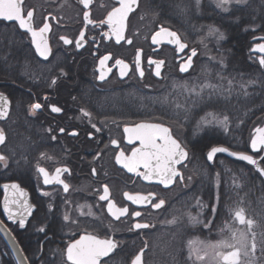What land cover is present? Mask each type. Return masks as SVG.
Masks as SVG:
<instances>
[{
    "label": "flooded vegetation",
    "instance_id": "flooded-vegetation-1",
    "mask_svg": "<svg viewBox=\"0 0 264 264\" xmlns=\"http://www.w3.org/2000/svg\"><path fill=\"white\" fill-rule=\"evenodd\" d=\"M175 1L139 0L137 9L126 20L125 37L132 43L121 40L117 44L109 26L99 24L112 7L119 6L117 0H93L88 9L79 0H23L25 14L28 10L34 12V27H42L44 23L50 25V31L46 33L51 49L47 59L36 51L30 34L20 30L17 23L0 19V94L9 101L8 116L0 119V129L6 136L5 143L0 144V154L8 158L7 167L0 163V219L12 233L32 232L30 242L35 260L40 261V247L48 246L49 251L58 247L57 252L52 250L43 262L52 263L58 258L61 263L68 264L65 256L67 246L82 235L92 234L118 242L117 249L109 257L102 258L101 264H131L142 248L143 264H193L195 256L189 259V242L205 256L197 264H217L211 245L221 240L231 242V233L221 231L225 224H231L237 232L249 231L247 225L233 220L230 211L243 208L246 220L253 221L251 232L256 234L254 264H264V253L261 252L264 248V176L260 175L257 165L227 153H216L212 161L207 159L213 147H225L229 152L252 155L258 166L264 168V151L256 153L250 147L255 129L264 128V111L253 114L195 113L190 122L193 126H185L183 122V110L194 98L188 88L181 86L191 88L198 83H216L214 80L201 81L200 68L206 61H219L216 56L226 50L221 45H230L229 39L225 42L226 33L221 32L215 23L224 20L225 24H230L236 17L231 15L235 5L233 8L230 5L223 16H213L210 27L223 33L224 38L218 39V43L212 38L208 48L211 56L207 57L202 55L201 34L189 35L172 25L176 19L169 9ZM205 1L208 0H199V6ZM261 1L240 2L239 7L245 15L235 19L241 20L244 34L250 30L245 38L244 54L252 71L248 76L247 69H241L242 80L228 73L229 78L219 83H226L229 89L235 88L237 83L242 88L264 84V66L259 64L264 53L253 51L257 44H264V12L260 10L259 14L247 16L248 7ZM156 7H160V12ZM85 11L90 13L95 24H87L83 19ZM142 17L147 19L145 23L135 27L136 19ZM246 23L257 26L247 29ZM161 26L176 32L187 47L179 51L177 45L167 40L153 44L152 36ZM81 31L85 33V39L77 48L75 41L80 39ZM215 33L217 37L218 33ZM62 36L73 43L65 44L60 39ZM192 49L197 54L191 57V67L181 72L180 66L191 56ZM138 54L143 77L136 70ZM106 55L111 59L105 62L103 69L107 73L106 78L100 80V60ZM117 59L129 66L127 75L123 77L120 66L115 63ZM149 59L164 61L160 76H156L155 64H150ZM210 65L215 67V64ZM214 98L210 97L211 100ZM35 103H39L41 108L33 113L30 106ZM158 103H163L164 108L167 107L165 104H170L167 108L171 111L160 117L152 115ZM53 106L59 107L61 112H52ZM175 109L179 111H173ZM85 111L91 115L85 116ZM233 114L240 117L231 120ZM218 115L229 118L227 129L215 123V119L223 118ZM202 118L211 126L207 130H196L198 120ZM142 122L168 127L173 138L187 151V159L176 165L183 180L178 177L176 183L164 188L155 180L146 181L116 163L115 156L120 150L130 155L131 149L139 144L138 141L134 144L127 142L124 128ZM93 124L96 128L92 127ZM113 139L119 147L111 144ZM42 153L45 154L43 157ZM38 167L45 168L50 175L56 168L69 169L61 176L70 185L69 191L64 192L60 184L45 185L43 176L37 172ZM93 169L96 170L95 175ZM13 184L18 185L19 190L13 189ZM104 185L109 187L110 199L117 207H128L129 214L141 211L142 216L114 219L108 213V201L99 199ZM124 193H158V198H163L165 205L157 210L150 204H133ZM26 195L32 214L25 221V226L20 227L19 221L5 219L8 214L4 205L7 200L17 216L24 209L13 201L23 202ZM198 201L202 206H198ZM189 214L201 223L190 222ZM66 215L69 217L67 221L64 219ZM174 217L175 223H167ZM138 220L155 227L129 231L131 224ZM41 227L45 231H39ZM221 250L226 252L230 249Z\"/></svg>",
    "mask_w": 264,
    "mask_h": 264
},
{
    "label": "snow or ice",
    "instance_id": "snow-or-ice-1",
    "mask_svg": "<svg viewBox=\"0 0 264 264\" xmlns=\"http://www.w3.org/2000/svg\"><path fill=\"white\" fill-rule=\"evenodd\" d=\"M93 0H79V3L83 5L85 9H88L92 4ZM119 6H114L107 13V16L104 20L99 21L100 25L107 24L110 28L111 35L115 36L116 43L119 44L121 40H126L128 44L132 43L130 38L125 37L126 30V20L130 12L134 10L133 6L138 4V0H117ZM230 0H217V7H223L227 5ZM237 2H242V0H237ZM199 0H197V4ZM227 10V9H225ZM0 19L4 21H11L18 24V28L23 30V32L31 35V42L35 45L36 51L40 56L45 59L48 58L50 54V47L48 44V40L46 38V33L50 31V25L48 23H44L42 27H34L33 19L34 12L33 10H28L25 14L23 8V0H0ZM83 19L87 22V24H95L96 22L90 19V13L85 11L83 13ZM218 33V30H214ZM108 35L107 33L105 34ZM111 38V37H109ZM218 38L223 39V33H218ZM61 40L65 44H72L73 41L66 38L60 37ZM85 39V33L81 31L80 39L75 41L76 47H81V41ZM167 39V42L170 44H175L178 46L179 51H183L187 45L181 42L180 36L174 32L161 26L159 30L152 36V43L158 44L163 40ZM140 50H138L139 53ZM253 51H259L260 53H264V44H257ZM196 50H191V56L188 57L186 62L180 66L181 72H186L189 67H191V57L196 56ZM111 59L110 55L104 56L100 60L101 65V73L99 76L100 80H104L106 78L107 73L103 70L105 66V62ZM116 65L120 66V75L121 77L127 75V71L129 66L123 61L117 59L115 61ZM150 64H155L156 68V76L161 75V67L164 64L163 60L154 61L149 59ZM259 64L264 66V56H261L259 59ZM136 70L139 71L140 76L143 77L144 73L139 67V54L137 56L136 61ZM111 71V69H108ZM55 83V81H53ZM231 83V82H229ZM181 87L188 88L190 92H196L195 87L189 88L188 85H182ZM204 87H213L212 85H201L200 91H203ZM199 95V93H196ZM8 107L9 101L3 94H0V119H4L8 116ZM41 108L39 103H35L30 106V111L33 113L35 110ZM52 112L59 113L61 109L59 107H52ZM85 116H90L91 114L88 112H84ZM228 117L224 116L222 119H215V123L227 129ZM93 128H96V125H92ZM63 132V129H60ZM97 132L100 129H96ZM124 132L127 134L126 139L129 144H134L135 142H139L138 146L133 147L131 149L130 155L126 154L124 150H120L116 156L115 161L118 165L122 166L129 173H135L138 176H141L142 179L146 181L155 180L158 184L163 185L164 188H168L170 185L177 182V178L179 177L183 180V176L181 172L177 169L176 165L181 164L182 161L186 160L188 157L187 151L181 146V144L173 138L171 134V130L168 127L163 126L158 123H137L132 127L126 126L124 128ZM91 136V133L89 134ZM5 133L2 129H0V144L5 143ZM52 139H55L53 136ZM111 144L119 147L118 142L116 140H111ZM253 152L259 153L264 151V128H256L255 134L251 139L250 144ZM216 153H229L239 160L246 161L251 165H257V170L260 175L264 176V168L258 166L257 160L249 154L243 152H229L228 148L225 147H213L210 152L207 154V159L209 161L213 160V157ZM45 154H41L43 157ZM7 157L3 154H0V163L3 164L4 167H7ZM140 169H143L141 172ZM37 172L43 176V183L45 185L48 184H60L63 186V191L68 192L70 185L66 183L61 176L63 173L69 172L67 168H56L55 173L50 175L49 172L43 168L38 167ZM96 174V170L93 169V175ZM8 185H5L7 188ZM13 189L19 190V186L13 184L11 186ZM21 195H23L22 190H20ZM43 195H48V193H43ZM124 196L132 201L133 204L137 205H147L150 204L153 209H161L165 205V200L163 198H158V193H148L147 195H130L128 193H124ZM101 201H108L107 210L110 215L114 217L116 220H120L121 217L131 216V217H141V211H133L129 214L128 207H117L115 202L110 199V190L107 185L103 186V194L99 196ZM13 203L19 204L21 208L24 209L23 212H19V226H25V212L28 215H31V206L28 205L27 201H13ZM198 206L200 202H197ZM4 210L8 214L9 219H13L16 213H13L9 207V203L6 200L4 205ZM213 214H215V208L212 209ZM233 216V220L238 222L240 225H247L249 231L246 233L244 231H234L231 224H225L224 229L221 231L227 230L231 233V242L227 240L218 241L216 244L211 245V247L215 251V258L217 264H254L256 260V251H257V242H256V234L251 232V226L253 221L246 220L244 215L243 208H237L235 210H230ZM89 215L91 212L88 213ZM64 219L67 221L69 217L66 215ZM188 219L193 224L201 223L197 219V217L188 215ZM176 218L173 220L167 221V223H175ZM72 223H77V221H72ZM211 221H209V224ZM208 227V224L204 225ZM155 227V225L149 224L147 222L136 221L131 224L129 231L132 230H145ZM43 232L45 229L43 227L38 229ZM249 233H251V241H249ZM264 243V241H262ZM118 247V242L112 238L99 239L95 235L86 234L82 235L78 240H75L73 243L69 244L66 249V259L68 264H101V259L104 257H109L111 253H113ZM147 247V244H145ZM189 259L193 260V264H197V262H202L205 259V256L200 254V249L198 247H194L192 242H189ZM230 249L229 251H222L221 249ZM261 252L264 253V248H261ZM143 255L144 249H140V252L134 256L131 260V264H143ZM206 255V254H205Z\"/></svg>",
    "mask_w": 264,
    "mask_h": 264
},
{
    "label": "trees",
    "instance_id": "trees-1",
    "mask_svg": "<svg viewBox=\"0 0 264 264\" xmlns=\"http://www.w3.org/2000/svg\"><path fill=\"white\" fill-rule=\"evenodd\" d=\"M182 1L176 0L174 3H172L171 8L169 11L174 18L176 19L175 22L172 23V25H175L177 29L181 30L182 32L186 34H193L192 31L194 30V27L196 25L202 24L206 25V22L212 23L213 16L214 17H220L223 16L221 14H218L214 12L210 7H206L204 11L201 7L199 9L202 11L201 18L198 19L197 16L194 14V11L192 8L189 10H185L184 8H180ZM253 6L248 7V14L250 15H256L260 13V10L264 12V1L262 0L260 3H254ZM158 12H160V7H156ZM211 10V11H210ZM258 11V12H257ZM168 12V11H165ZM231 15H235L234 19H232L230 24H225L224 20L222 22L217 21L215 24L221 29V32L226 33L227 39L225 40L230 42V45L228 47L226 46L223 41V46L221 47L223 49H226L222 55H219L220 61H217L216 63H209L208 61L204 62V64L201 66L200 71V80L201 81H208L211 82V80H214L216 83H210L213 87H211L213 90L210 92H201L199 93L200 97H206L205 100L201 102H196V107H198L197 112L194 107L193 101L189 103V109L185 108V114H188L191 116L190 122L193 120L194 113H200V114H207L209 112L214 113H236L239 114L241 112H247L250 114L255 113L256 111H264V85L259 86L258 84L253 85H247L246 89L242 88L240 86V83L235 84V88H228L229 85H226V83H219L226 80L229 75H236V79L242 80L240 78V72L241 69L245 68L247 69L248 76L251 74V67L245 60V54L244 49L247 42V34L250 32V30L247 31L246 34H244L241 31V26L243 25L241 20L235 19L237 17H242L245 14L242 12L241 7H235L233 9V12H231ZM202 16H206L205 20L202 19ZM212 18V19H211ZM224 18V17H222ZM208 19V20H207ZM214 21V20H213ZM247 29L253 26H257V24L254 23H246ZM249 37V35H248ZM210 64H215V67H213ZM214 74V76L212 75ZM229 78V77H228ZM209 83H198L197 86L205 85ZM197 86H194L197 89ZM206 88V87H205ZM230 90V91H228ZM208 91V89H207ZM194 92H191V96H193ZM245 95V96H244ZM210 97H215L213 100L210 99ZM219 97V98H217ZM160 110V113L162 111H167L163 106H155ZM193 109V110H192ZM183 110V111H184ZM173 111L178 112V109H175ZM152 112H155L152 110ZM235 117H240L238 115H232L231 120H234ZM250 120V116H248ZM187 118V117H186ZM193 125V123L191 124ZM15 235L17 241L19 242L24 254L26 255L27 259L29 260L30 264H39L40 261L35 260L34 256L35 253L33 251V246L30 242V239H32V232H13ZM57 248L55 247L51 249L53 252H57ZM50 249L48 246H42L40 247V260L48 259V255L51 254L49 251ZM49 253V254H48ZM55 256L56 253H54ZM0 264H16L10 251L8 250L5 243L0 238ZM44 264H64L63 262L56 258L55 262L47 263L44 262Z\"/></svg>",
    "mask_w": 264,
    "mask_h": 264
},
{
    "label": "rangeland",
    "instance_id": "rangeland-1",
    "mask_svg": "<svg viewBox=\"0 0 264 264\" xmlns=\"http://www.w3.org/2000/svg\"><path fill=\"white\" fill-rule=\"evenodd\" d=\"M237 0H230V2L227 4V5H224L223 7H217V0H215V1H212V2H210L209 0L208 1H205V2H201V4H200V6H199V3L197 4V2L195 1V0H183V3L181 4V9L182 8H184L185 10H189L190 8H192L193 9V11H194V14L197 16V18L198 19H200L201 18V14H202V11L199 9V7H201L202 8V10L204 11V9L208 6V7H210L212 10H214V12H215V10H216V12H220V14L221 15H224L223 13L224 12H227V11H229V6L231 5V8H233V7H239V5H241L240 4V2L238 3V2H236ZM238 4V5H237ZM233 5H235V6H233ZM233 6V7H232ZM225 9H227V10H225ZM211 11V10H210ZM232 11H233V9H232ZM219 14V13H218ZM137 21H136V23L134 24L135 25V27H139V26H142V23L144 24L145 23V21L147 20L146 18H144V17H142V18H140V19H136ZM139 20V21H138ZM210 24V22H206V25H202V24H199V25H196L195 27H194V30L192 31V33L194 34H197V33H199V34H201L202 35V38L199 40L200 42V44L202 45V55H205V56H211L210 54H208V53H210L209 52V49L208 48H210V42H212L213 40H212V38H214L215 39V42H217L218 43V34H217V37H216V33H215V31H214V29L213 28H211L210 26H211V24ZM145 26H147V27H150L149 25H145ZM181 31V30H180ZM219 33V32H218ZM215 35V36H214ZM216 58L220 61V57L219 56H216ZM216 58H215V60H216ZM217 61V60H216ZM205 85H207V84H205ZM208 85H210V83L208 84ZM264 84L262 83L261 84V86H263ZM201 86V85H200ZM200 86H197V89H196V92H194L193 94V96H191L192 98H194V99H191L192 101H193V103H194V107H193V109H198V107H196V102H201V101H203V100H205V98L206 97H202L201 99H199V98H195V97H200V95H197L196 93H201V91H200ZM193 87V86H192ZM180 88V87H179ZM178 88V89H179ZM207 89H208V91H207ZM244 89H246V87L244 88ZM211 90H213L211 87H204L203 88V91L202 92H210L211 93ZM264 91V90H263ZM189 93H190V95H191V92L189 91ZM245 96V95H244ZM155 105H159V106H163L164 107V105H163V103H158V104H155ZM165 105H167V107L168 106H170V104H165ZM187 106V105H186ZM165 108L167 111H162L161 113H160V110L159 109H157L156 107H154L153 108V111H155V112H152L153 114L152 115H157L158 117H160V116H163L165 113H167V112H170L171 110L169 109V108ZM189 107V106H188ZM191 107H189V109H190ZM188 109V108H187ZM192 109V110H193ZM196 112H197V110H196ZM210 113H214V112H209L208 114H210ZM195 114V113H194ZM210 117H211V115H209ZM216 116V115H215ZM187 117V118H186ZM217 117H220V118H222L223 116L222 115H218ZM185 118V119H184ZM190 120H191V116L190 115H188V114H185V110H184V113H183V122H184V125L185 126H188L189 125V127H190ZM198 122H199V124L198 125H196V127H195V129L197 130V128L198 129H209L210 128V124L211 123H207V120L206 119H204V118H202V119H199L198 120ZM217 125H219V124H217ZM191 126H193V125H191ZM205 131V130H204ZM200 133V132H199ZM198 133V134H199ZM189 141H190V144H191V138H190V136H189ZM44 260H40V263L39 264H44V262H43ZM45 262H47V261H45Z\"/></svg>",
    "mask_w": 264,
    "mask_h": 264
},
{
    "label": "water",
    "instance_id": "water-1",
    "mask_svg": "<svg viewBox=\"0 0 264 264\" xmlns=\"http://www.w3.org/2000/svg\"><path fill=\"white\" fill-rule=\"evenodd\" d=\"M138 2H139V0H138ZM137 7H138V4L137 5H134L133 6L134 10L132 12H134L137 9ZM132 12H130L129 15ZM165 40H167V39H165ZM227 154H229V153H227ZM230 156H232V155H230ZM232 157H234V156H232ZM24 201H27L28 202V196L27 195H26V198H25ZM30 216L31 215H28L27 213H25V217H26L25 221ZM5 219L8 220V221L17 222V221H19L20 216L19 215L14 216L13 219H9V216H6ZM0 237L4 241V243L7 246V248L9 249V251H10V253H11V255H12V257H13V259H14V261H15L16 264H30L28 262L26 256H25L22 248L20 247L18 241L16 240V238L14 237V235L12 234V232L7 228V226L1 221V219H0ZM65 256H66V254H65Z\"/></svg>",
    "mask_w": 264,
    "mask_h": 264
}]
</instances>
